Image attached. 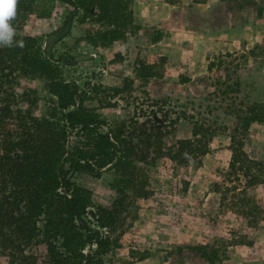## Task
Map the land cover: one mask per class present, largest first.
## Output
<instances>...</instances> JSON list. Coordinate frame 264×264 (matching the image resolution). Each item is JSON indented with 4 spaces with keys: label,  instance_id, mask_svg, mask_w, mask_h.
I'll use <instances>...</instances> for the list:
<instances>
[{
    "label": "rangeland",
    "instance_id": "rangeland-1",
    "mask_svg": "<svg viewBox=\"0 0 264 264\" xmlns=\"http://www.w3.org/2000/svg\"><path fill=\"white\" fill-rule=\"evenodd\" d=\"M120 5L124 20L117 26L98 20L95 5L71 18L69 30L51 48L62 79L120 87L128 77L133 80L128 100L185 102L211 92H227V98L216 111L219 129L199 166L169 157L145 166L149 194L136 199L125 225L111 233L103 264H264V179L258 173L264 170V115L247 124L245 135L237 134L249 159L262 163L252 171L256 180L250 177L249 184L228 169L235 127L245 124L247 106L264 102V0H120ZM71 9L63 0H34L17 33L36 36L44 46ZM81 53L93 55L72 60ZM30 84L37 97L33 111L43 115L46 81L35 78ZM129 108L121 100L98 112L112 121ZM190 136L191 124L179 121L165 147ZM72 179L91 191L94 205L110 207L116 197L110 169L98 176L78 171Z\"/></svg>",
    "mask_w": 264,
    "mask_h": 264
},
{
    "label": "trees",
    "instance_id": "trees-1",
    "mask_svg": "<svg viewBox=\"0 0 264 264\" xmlns=\"http://www.w3.org/2000/svg\"><path fill=\"white\" fill-rule=\"evenodd\" d=\"M63 1L72 6L67 19L95 5L98 20L114 26L124 20L120 0ZM33 7L34 0H19L11 21L24 47L0 48V264H103L111 233L125 225L136 199L149 194L145 166L161 157L199 166L219 129L216 111L227 92L185 102L150 96L128 100L133 82L128 77L120 87L66 81L38 37L17 33ZM35 78L47 84L43 115L33 111L37 97L30 82ZM87 100L97 106L86 105ZM121 100L131 107L125 117L110 121L98 112ZM263 115L264 102L247 106L245 124L231 135L228 169L249 178V184L262 163L249 159L237 134L245 135L247 124ZM179 121L191 124V136L165 147V137ZM105 169L113 172L110 184L116 191L110 207L94 205L91 191L72 179L78 171L98 176ZM258 171L264 179V170Z\"/></svg>",
    "mask_w": 264,
    "mask_h": 264
},
{
    "label": "clouds",
    "instance_id": "clouds-1",
    "mask_svg": "<svg viewBox=\"0 0 264 264\" xmlns=\"http://www.w3.org/2000/svg\"><path fill=\"white\" fill-rule=\"evenodd\" d=\"M19 0H0V48L24 47L23 39L16 40L11 21L16 18Z\"/></svg>",
    "mask_w": 264,
    "mask_h": 264
},
{
    "label": "water",
    "instance_id": "water-1",
    "mask_svg": "<svg viewBox=\"0 0 264 264\" xmlns=\"http://www.w3.org/2000/svg\"><path fill=\"white\" fill-rule=\"evenodd\" d=\"M70 24H71V18H68L61 28L51 32L46 37L45 42H44V48H45L47 55L51 54V48L53 44L57 42L58 40H60L67 33V31L69 30ZM92 55H93L92 53L75 54L73 55L72 60L78 61V60L89 59L92 57Z\"/></svg>",
    "mask_w": 264,
    "mask_h": 264
}]
</instances>
